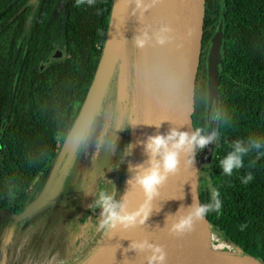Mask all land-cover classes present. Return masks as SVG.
<instances>
[{"label":"trees","instance_id":"trees-1","mask_svg":"<svg viewBox=\"0 0 264 264\" xmlns=\"http://www.w3.org/2000/svg\"><path fill=\"white\" fill-rule=\"evenodd\" d=\"M58 1L40 0L26 28L27 0H0V210L13 214L41 190L79 111L98 63L112 2L95 0L92 6L77 7L76 0H61L56 40L63 56L45 62L54 36L41 26L50 5ZM220 17L218 105L208 115L220 140L213 144L208 173L201 172V202H209V186L218 189L221 209L205 217L215 243L230 244L264 264V156L257 159V153H250L245 167L232 176L220 168L233 141L254 137L264 142V0H204L194 81L196 128L206 125L204 56ZM119 60L106 89L110 101L119 94ZM249 171L254 179L244 184L241 178Z\"/></svg>","mask_w":264,"mask_h":264},{"label":"water","instance_id":"water-1","mask_svg":"<svg viewBox=\"0 0 264 264\" xmlns=\"http://www.w3.org/2000/svg\"><path fill=\"white\" fill-rule=\"evenodd\" d=\"M128 1L130 0H112L111 2L104 42L95 72L79 111L54 159L58 156L63 144L70 147L74 140L79 139L108 85L117 60L120 59L121 47L124 45L125 31L128 30L127 15H130L133 21L132 4L130 1L129 13ZM135 7L138 12L135 18L136 25L134 27L133 22V31L130 30L131 38L134 39L135 52L137 50V54L133 56V71L135 59L138 58V51H140L137 39L144 40L141 46L143 76L141 77L140 73L138 78V86L142 89V114L138 122V140H144L148 135H155L157 132L165 134L170 128L193 132L196 129L193 119L194 81L201 50L204 0H135ZM164 28L170 31L162 32ZM159 36L166 37L163 44L159 43ZM221 38L220 17L208 39L204 56L206 112L211 108L216 111L218 105ZM54 56L59 57L57 53L55 55L50 53L45 62ZM133 78L135 84L134 73ZM134 115L136 116V112ZM206 120H208L207 115ZM204 129L207 131L206 127ZM212 131H215L214 119ZM213 144L209 146V157L206 163L210 162ZM136 146H139V151L136 153L135 164L143 163L148 159L143 153L142 146L137 144L135 132L132 165ZM204 164L201 150L196 156L194 165L199 171L191 168L184 169L182 164L181 172L170 176L168 181L159 188L158 195L152 201V211L148 219L143 224L137 222V225L132 228L118 227L116 231H108L86 264H148L147 256L151 255L150 251L139 252L129 247L132 242L142 240L162 246L166 253L165 264H261L237 249H234L235 252L218 250L217 245L220 243H215L206 218L197 222L194 231L184 236H175L170 231L172 224L179 221L180 215L186 214L187 207L193 203V196L202 203L201 172ZM126 189L127 187L124 193ZM145 199L143 190L134 184V194L129 210L137 209ZM47 200L48 194L40 190L18 213L0 210V221L10 217L16 224L20 219L35 212ZM181 205H184L185 209L178 213L177 210ZM190 238L205 241L208 249L211 248L215 261L194 259L191 256L190 242H188ZM229 246L234 248L232 245Z\"/></svg>","mask_w":264,"mask_h":264},{"label":"rangeland","instance_id":"rangeland-1","mask_svg":"<svg viewBox=\"0 0 264 264\" xmlns=\"http://www.w3.org/2000/svg\"><path fill=\"white\" fill-rule=\"evenodd\" d=\"M127 18L118 62L119 94L110 101L106 87L79 139L61 146L41 187L48 194L45 204L16 224L10 217L0 221V264H86L108 233L100 228L95 201L100 192L122 199L135 146V45L133 21ZM212 126L208 117L207 133ZM209 146L202 150L206 174ZM229 245L221 243L217 249L235 252Z\"/></svg>","mask_w":264,"mask_h":264},{"label":"clouds","instance_id":"clouds-1","mask_svg":"<svg viewBox=\"0 0 264 264\" xmlns=\"http://www.w3.org/2000/svg\"><path fill=\"white\" fill-rule=\"evenodd\" d=\"M87 4L92 6L95 0H76V6ZM162 32L170 31L168 28ZM166 37L159 36V43L163 44ZM137 43L143 46L144 40L137 39ZM157 127H159L157 125ZM220 136L217 131L207 133L204 128L197 127L195 131L188 132L177 128H170L167 133L157 132L148 135L144 140H138L143 153L148 157L143 163L130 164L129 170L133 173L128 181L129 185L135 182L145 194V201L137 209L129 210L125 197L117 201L114 195L100 192L95 201V206L100 210V228L109 232L120 229L135 227L137 222L143 224L152 211V201L158 195V190L169 179L181 172L183 168H195L197 154L207 146L219 143ZM76 141L74 140V143ZM130 147H133L129 145ZM129 147V148H130ZM232 150L220 160V168L225 176H232L235 171L245 167L244 158L250 153H257V159L264 156V142L259 138L249 137L247 140L238 139L233 141ZM183 157V159H182ZM255 165V161L249 162V167ZM254 179L251 171L241 178L242 183L247 184ZM210 199L207 203H199L193 196V203L187 207L186 214H181L179 221L172 224L170 231L175 236H184L195 229L197 222L203 221L210 212H219L222 206L220 192L209 186ZM184 205L177 210L181 213ZM243 227V226H242ZM132 250L143 252L148 250L151 255L147 256L148 264H165L166 253L162 246L150 244L147 240L134 241L129 246Z\"/></svg>","mask_w":264,"mask_h":264},{"label":"bare ground","instance_id":"bare-ground-1","mask_svg":"<svg viewBox=\"0 0 264 264\" xmlns=\"http://www.w3.org/2000/svg\"><path fill=\"white\" fill-rule=\"evenodd\" d=\"M130 1H131V4H132V17H133V22H134V27H135V25H136L135 18L137 17L138 12H137V9L135 7V0H130ZM136 54H137V50L135 52V55ZM142 54H143V50H142V47L140 46V51H138L139 62H138V58H136L135 59V63H134V71H133L134 76H135L134 109H135V112H136V116L134 118V121H135V129H136L135 132H136L137 141H138V138H139V128H138L139 123L138 122H139V119H140V114H142V112H141V104H142V102H141L142 101V91L141 90L142 89L140 88V86H138V78H139L140 73H141V77L143 76V66L141 68ZM138 151H139V146H136L135 158H133V165H135L136 153ZM132 175H133V173L131 172L130 175H129L128 181L131 179ZM134 184H135V182H133L132 185H129V183L127 182V189H126V192L123 195V197H125V194H126V199H127L129 208H130V205H131V202H132V199H133ZM188 242H190L191 256L194 259H196V260H206V261H209V262L215 261V259H214L215 256L211 254V248L208 249V245L206 244L205 241H201V240L197 241L196 239L190 238Z\"/></svg>","mask_w":264,"mask_h":264},{"label":"flooded vegetation","instance_id":"flooded-vegetation-1","mask_svg":"<svg viewBox=\"0 0 264 264\" xmlns=\"http://www.w3.org/2000/svg\"><path fill=\"white\" fill-rule=\"evenodd\" d=\"M60 1H58V3H52L50 5V8L47 10L48 11V16L47 18H45V21L42 22V28L46 29L48 28L49 30H52V34L54 36V39L52 41V45L53 47L50 49L48 55L46 58H48V56L50 55V53L52 54H58L59 57H55L50 59H59L63 56V53L61 51V48L59 46L58 41L56 40L59 36V28L61 27V15H60ZM27 3L30 5L29 10H28V14L26 17V28H28V21L30 19H32L33 14L38 10L39 5H40V0H27ZM53 51V52H52ZM45 58V59H46Z\"/></svg>","mask_w":264,"mask_h":264}]
</instances>
